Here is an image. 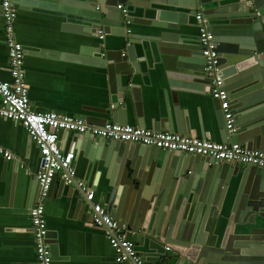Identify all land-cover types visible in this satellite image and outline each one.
<instances>
[{
  "label": "water",
  "instance_id": "1",
  "mask_svg": "<svg viewBox=\"0 0 264 264\" xmlns=\"http://www.w3.org/2000/svg\"><path fill=\"white\" fill-rule=\"evenodd\" d=\"M25 3L57 12L67 19V29L82 36L95 37L104 31L110 36L125 38V46L118 51L103 54L100 48L91 52L88 47H82L80 55L60 56L108 70L111 106L92 109L106 116L100 120L101 125L111 120L128 125V101L133 99L139 126L143 128L140 90L131 85L136 76L145 82L151 71L162 74L161 66L169 86L177 91H205L207 86H211V91L213 80L206 73L202 47L197 48L194 37L166 31L160 35L133 34L129 33L130 25L179 32L182 26L192 24V17L200 25L197 16L201 11L215 36L225 86L236 114L233 143L248 150L264 151V0ZM15 4L19 8L18 0ZM232 8L238 10L231 11ZM223 9L229 11L222 12ZM123 77L129 79L126 86H123ZM217 102L225 124L223 137H228L221 103ZM83 119L91 122L87 117ZM165 122L175 131L170 114ZM165 122L160 123L158 130H165ZM182 123L185 124L183 116ZM63 134L60 133V139ZM70 136L68 150L84 152L90 160L89 176H94L103 163L108 177L114 180V191L106 207L108 212L128 226L129 238L136 236L139 248L150 247L155 254H161L163 264L174 260V264H264V168L217 164L214 159L181 152H166L161 156L162 150L156 147L107 141L92 135L70 133ZM57 181L58 176L54 185ZM16 185L17 181L15 190ZM61 185L73 195L84 197L79 202L81 208L87 207L84 202L92 207L76 183L69 185L62 180ZM39 188L37 176H31L22 212L31 213ZM225 206L230 213L222 215L228 220L223 241L217 244L213 239L207 245L199 244L196 239L190 241L196 234L193 231L192 236L187 235L191 218L197 213L210 216L213 208L222 213ZM234 226L245 241L236 243L231 250L229 238ZM140 252L147 254L145 249Z\"/></svg>",
  "mask_w": 264,
  "mask_h": 264
},
{
  "label": "crops",
  "instance_id": "2",
  "mask_svg": "<svg viewBox=\"0 0 264 264\" xmlns=\"http://www.w3.org/2000/svg\"><path fill=\"white\" fill-rule=\"evenodd\" d=\"M18 1L20 4L15 31L18 41L26 49L24 69L33 109L38 112L54 111L72 117H87L91 121L90 125H101L100 120L105 119L106 116L92 109H105L111 106L108 70L70 61L60 55H80L82 47H88L91 52L100 48L103 54H107L122 49L125 46V38L106 34L105 39L102 40L100 31L95 37L82 36L74 30L67 29V19L56 14L57 12L31 7L25 3L28 1L59 3L73 0ZM235 10L237 11L238 8L231 9V11ZM228 11V9L222 10V12ZM199 13L202 12L198 11ZM190 21L192 24L182 26L179 32L133 25H130V30L133 34L160 35L165 31L181 33L194 37L199 49L201 46L199 25L193 17ZM42 52L53 54L43 56ZM9 66L5 24L0 9L1 80L10 79ZM160 70L162 72L160 75L157 71H151L149 79L145 82L141 76H136L131 83L140 90L145 129L157 132L171 131L170 124L165 122L168 121L170 114L175 130L172 132L215 143L233 142L236 133L233 136L223 137L225 124L220 116L218 102L209 90L211 86H207L205 91H177L169 86L161 66ZM122 81L123 86L129 83L127 77H123ZM132 101L133 99L128 101V125L140 127ZM182 116L185 118L184 125ZM162 121L165 122V130H158L161 129ZM70 138V133H64L59 140V145L64 151L73 152L68 150ZM0 147L14 155L12 160L0 155V264H37L30 212L25 213L22 210L25 209L31 176H37L39 171L40 150L22 125L4 118H0ZM73 153L76 156L74 164L77 178L95 193V204L108 207L111 193L114 191V180L108 177V169H105L104 164L101 163L97 173L95 172L91 177L88 174L90 160L82 151ZM165 154L166 152L162 151L161 156ZM240 166L243 169L247 167ZM62 180V176L58 175V183L54 185L45 203L48 240L53 252L52 264H117L106 231L90 225L92 207L84 202L87 207L81 208L79 202L84 197L80 194L73 195V192L61 185ZM210 213V216L197 213L194 219L191 218L187 235H191L193 231L196 234L191 235L190 241L196 239L202 245L210 244L213 239L217 244L223 241L228 229V220L222 215L230 213L228 206L223 208L222 213H218L215 208ZM111 216L116 219L114 214ZM238 230L236 226L232 229L229 238L231 250L236 243L245 241V238L238 234ZM136 239L137 237L134 236L132 240L136 244L138 253L143 258L146 257L145 260L149 264H163L161 254H155L150 247L139 248ZM141 249H145L147 254L140 252ZM175 262L174 260L170 264Z\"/></svg>",
  "mask_w": 264,
  "mask_h": 264
},
{
  "label": "built area",
  "instance_id": "3",
  "mask_svg": "<svg viewBox=\"0 0 264 264\" xmlns=\"http://www.w3.org/2000/svg\"><path fill=\"white\" fill-rule=\"evenodd\" d=\"M2 16L5 24V42L10 60V79H0V118L22 125L32 141L38 146L41 162L38 171L39 194L30 216L33 224L37 264H52L53 252L48 240V223L45 203L51 195L55 179L62 176L66 184L76 183L92 205L94 227L104 229L114 249L117 264H149L137 251L135 242L129 238L126 224L115 219L108 209L95 204V193L77 178L75 154L64 151L59 145L60 133L92 135L107 141L156 147L165 152H181L211 158L217 164H232L264 168V151H252L238 143H215L205 139L191 137L172 131L157 132L145 128L120 125L108 122L105 125H90L85 119L72 117L54 111L38 112L31 105L29 88L24 69L26 50L18 41L15 21L18 8L15 0H1ZM124 14L127 10L120 6ZM199 39L202 56L206 61V73L213 80L212 97L221 103L226 130L229 136L236 133L235 112L232 110L230 94L220 66V54L215 36L206 17L199 13ZM129 33H132L129 30ZM105 32L100 37L105 39ZM0 155L7 160L14 155L0 147ZM169 250V248H168Z\"/></svg>",
  "mask_w": 264,
  "mask_h": 264
}]
</instances>
